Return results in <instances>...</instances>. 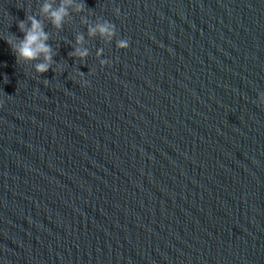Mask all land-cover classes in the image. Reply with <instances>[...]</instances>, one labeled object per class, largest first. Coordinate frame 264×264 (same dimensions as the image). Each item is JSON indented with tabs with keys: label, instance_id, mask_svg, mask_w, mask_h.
Here are the masks:
<instances>
[{
	"label": "water",
	"instance_id": "water-1",
	"mask_svg": "<svg viewBox=\"0 0 264 264\" xmlns=\"http://www.w3.org/2000/svg\"><path fill=\"white\" fill-rule=\"evenodd\" d=\"M44 2L0 0V264H264V0H74L60 29Z\"/></svg>",
	"mask_w": 264,
	"mask_h": 264
},
{
	"label": "clouds",
	"instance_id": "clouds-1",
	"mask_svg": "<svg viewBox=\"0 0 264 264\" xmlns=\"http://www.w3.org/2000/svg\"><path fill=\"white\" fill-rule=\"evenodd\" d=\"M54 0L52 2H44L40 8V12L47 16L52 25L56 29H60L63 26L65 17L69 15L68 8L74 7L77 13L84 11L83 3H74V0H62L59 7H53ZM115 14L119 16L120 12L117 8ZM87 24V21H85ZM18 29L23 34V38L19 39L18 43H13L11 39L7 40V43L11 46L12 51L15 53L16 60L25 64L33 63V69L35 73L41 75L47 73L50 69H53V65L58 63L54 61L55 52L52 47L47 43L49 36L44 31L42 22L36 17V15H28L24 21L18 23ZM87 34L89 37H96L99 35L106 44L111 43L115 39V47L117 49H127L129 43L126 39H117V30L114 24L107 20L93 23L87 27ZM85 38L83 35L78 34L75 37V46L69 54L70 57L85 61L89 56V50L84 45ZM103 55L102 49H97L96 57L100 58ZM107 63L106 60L100 59L101 66ZM80 76L81 86H85L84 76L82 72H78ZM48 80H44L47 84ZM259 103L264 105V93L259 94Z\"/></svg>",
	"mask_w": 264,
	"mask_h": 264
}]
</instances>
